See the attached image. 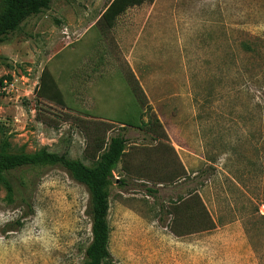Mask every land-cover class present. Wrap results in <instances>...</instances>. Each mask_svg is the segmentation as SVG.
I'll list each match as a JSON object with an SVG mask.
<instances>
[{
	"label": "rangeland",
	"instance_id": "obj_1",
	"mask_svg": "<svg viewBox=\"0 0 264 264\" xmlns=\"http://www.w3.org/2000/svg\"><path fill=\"white\" fill-rule=\"evenodd\" d=\"M111 1L52 0L0 44V151L93 166L108 128L128 139L110 186L116 264H264V0H154L108 28ZM45 69L62 103L35 94ZM113 85L120 95L91 93ZM150 113L167 136L117 122ZM22 175L34 212L0 186V264H86L87 188L58 166ZM194 192L213 229L177 236L169 209Z\"/></svg>",
	"mask_w": 264,
	"mask_h": 264
},
{
	"label": "trees",
	"instance_id": "obj_2",
	"mask_svg": "<svg viewBox=\"0 0 264 264\" xmlns=\"http://www.w3.org/2000/svg\"><path fill=\"white\" fill-rule=\"evenodd\" d=\"M146 2L153 3L154 0H112L106 7L99 22L112 28L118 18L128 9L139 7ZM52 0H1L0 3V44L7 40V37L17 31L20 26L30 17L40 14L48 9ZM3 84V81H1ZM140 98L146 102L147 98L143 89L139 86ZM35 94L38 98L57 100L59 98L58 87L52 77L43 71L40 85L36 88ZM60 102V101H59ZM150 110V109H149ZM150 111H146L148 114ZM144 113V114H146ZM150 121L136 116L127 117V114L118 118L117 122L124 128H136L150 132L156 136L161 130L166 132L155 114L150 113ZM103 136L97 135L92 139L91 158L93 166H86L78 160L72 159L67 152L56 153L47 150L29 154L25 152L12 153L7 150L0 151V186H4L8 192V200L11 203L20 202L26 211L24 215H31L34 212L31 203V194L23 179L22 172L27 168L39 166H58L64 169L67 174L79 184L84 185L89 194L88 215L91 219V242L85 251L86 264H116L110 252V186L114 181V171L118 164L126 156L128 139L124 135L116 134L107 136L110 129L101 128L97 125ZM156 134V135H155ZM181 178V176L176 179ZM175 182V181H174ZM120 184H124L121 181ZM195 204L199 205L201 211L202 225L195 226ZM172 216L171 230L177 236H186L195 232H203L213 229V221L203 201L197 193H190L186 198L180 197L174 201L169 209ZM188 221L189 224H184ZM181 222H184L181 224ZM192 222V223H191ZM21 225L20 219L15 222ZM212 226V227H211Z\"/></svg>",
	"mask_w": 264,
	"mask_h": 264
},
{
	"label": "crops",
	"instance_id": "obj_3",
	"mask_svg": "<svg viewBox=\"0 0 264 264\" xmlns=\"http://www.w3.org/2000/svg\"><path fill=\"white\" fill-rule=\"evenodd\" d=\"M104 11H105V10H104ZM104 11L102 12V14L104 13ZM102 14H101V16H102ZM101 16H100V18H101ZM99 20H100V19H99ZM98 22H99V21H98ZM90 28H91V27H90ZM128 81L130 82V86H133L134 90H136V92H137L138 94H140L139 86L141 87V85L139 84V82L137 81V79L134 77V75H133V76H129ZM112 88H114V89H109V88H107V89H99V90H101V91L98 93L96 87H94V88L91 90V93H93L94 95H98V94H100V95H107V94H109L108 96H112L113 94H114L115 96H116V95H120L121 91H120V90H117V88H118L117 85H113ZM141 88H142V87H141ZM57 100L60 101V102L62 103L60 95H59V98H58ZM84 113H87V114H88V112H84Z\"/></svg>",
	"mask_w": 264,
	"mask_h": 264
}]
</instances>
